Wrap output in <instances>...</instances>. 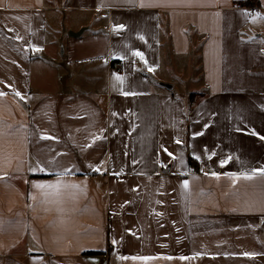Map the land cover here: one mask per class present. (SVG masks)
<instances>
[{
    "label": "crops",
    "instance_id": "crops-1",
    "mask_svg": "<svg viewBox=\"0 0 264 264\" xmlns=\"http://www.w3.org/2000/svg\"><path fill=\"white\" fill-rule=\"evenodd\" d=\"M261 170L264 0H0V264H264Z\"/></svg>",
    "mask_w": 264,
    "mask_h": 264
},
{
    "label": "built area",
    "instance_id": "built-area-1",
    "mask_svg": "<svg viewBox=\"0 0 264 264\" xmlns=\"http://www.w3.org/2000/svg\"><path fill=\"white\" fill-rule=\"evenodd\" d=\"M111 70L116 75H121L124 71V64L122 61H116L112 64Z\"/></svg>",
    "mask_w": 264,
    "mask_h": 264
},
{
    "label": "trees",
    "instance_id": "trees-1",
    "mask_svg": "<svg viewBox=\"0 0 264 264\" xmlns=\"http://www.w3.org/2000/svg\"><path fill=\"white\" fill-rule=\"evenodd\" d=\"M192 100H194L193 96H192ZM189 165H190V167H192L193 170L199 169V166H200L198 161L196 159H194L193 157L189 158Z\"/></svg>",
    "mask_w": 264,
    "mask_h": 264
},
{
    "label": "snow or ice",
    "instance_id": "snow-or-ice-1",
    "mask_svg": "<svg viewBox=\"0 0 264 264\" xmlns=\"http://www.w3.org/2000/svg\"><path fill=\"white\" fill-rule=\"evenodd\" d=\"M117 79H119V77H117ZM261 174L264 175V170H261ZM245 178H251V176H246ZM185 187H187V185H185ZM145 259H148V258H145ZM181 259H184V258L182 257Z\"/></svg>",
    "mask_w": 264,
    "mask_h": 264
},
{
    "label": "rangeland",
    "instance_id": "rangeland-1",
    "mask_svg": "<svg viewBox=\"0 0 264 264\" xmlns=\"http://www.w3.org/2000/svg\"><path fill=\"white\" fill-rule=\"evenodd\" d=\"M199 87V84L197 83L196 88ZM197 100V99H196Z\"/></svg>",
    "mask_w": 264,
    "mask_h": 264
}]
</instances>
